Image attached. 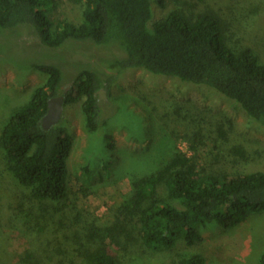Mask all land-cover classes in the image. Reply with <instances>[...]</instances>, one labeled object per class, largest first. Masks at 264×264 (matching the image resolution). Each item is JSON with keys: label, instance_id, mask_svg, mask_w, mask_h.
<instances>
[{"label": "trees", "instance_id": "16d2710c", "mask_svg": "<svg viewBox=\"0 0 264 264\" xmlns=\"http://www.w3.org/2000/svg\"><path fill=\"white\" fill-rule=\"evenodd\" d=\"M73 1L80 11L79 21L55 23L50 17L54 0H0V38L7 45L6 52L0 54V64L22 65L24 76L36 70L47 77L31 100L7 118L0 136L7 172L32 203L67 207L69 199L67 179L74 137L63 122L50 131L43 128L49 100L65 95L66 109L81 104L87 128L96 133L107 124L99 92L108 89L116 76L108 81L96 70L76 64L71 65L78 71H67L64 64L68 65L69 59L58 64L37 59L26 66L16 63L9 36L18 28L32 29L49 49L60 50L74 41L68 46L74 53L83 55L82 47L87 44L109 52L112 57L107 61L116 75L141 70L154 79L210 90L237 107L249 127L264 130L263 31L258 25L254 31L236 30L233 15L227 16L229 10H224L222 0L181 3L158 21L154 20L155 0ZM250 1L262 6L257 10L264 13V0H236V4L243 7ZM159 4L166 8V1L159 0ZM67 72H72V89L65 94L62 88L68 85L64 78ZM188 105L179 107L175 114L184 122L193 157L177 151L160 169L133 181L130 199L117 209L107 232L102 231L99 238L93 227H83L82 236L72 246L79 245L72 254L76 260L56 264L69 260L70 264H120V254L107 246L124 251L126 243L136 241V235L143 254L155 257L172 251L181 239L189 247L200 243L201 227L207 221L231 230L251 214L264 212V170L251 168L260 154L253 158L235 141L237 128L231 120L207 116L198 106ZM107 139L108 149L113 151V135ZM202 147L210 150L207 167L199 166ZM110 166L111 162L106 168ZM28 233L36 234L31 228ZM15 237L18 244H26L25 236ZM55 237H44L36 255L33 250L20 254V263L39 264L35 261L38 254H55L54 242L59 235ZM97 239L105 240L106 247L96 246L92 240ZM176 264H205V258L194 256ZM260 264H264V254Z\"/></svg>", "mask_w": 264, "mask_h": 264}, {"label": "rangeland", "instance_id": "374dc122", "mask_svg": "<svg viewBox=\"0 0 264 264\" xmlns=\"http://www.w3.org/2000/svg\"><path fill=\"white\" fill-rule=\"evenodd\" d=\"M164 1L166 8L155 0V21L191 0ZM54 2L55 8L50 17L55 23L79 21L80 11L73 0ZM221 4H224V10L228 8L227 16L232 18V13L236 23L234 28L239 32L245 28L254 31L255 25H258L263 31L260 41L264 43V13L260 11L259 14L257 10L262 6L250 1L240 7L236 0H222ZM14 31L9 39L14 45L10 52L17 59L16 63L23 62L26 66L28 61L37 59L58 64L69 59L71 62L64 64L67 71L74 73L77 69L71 64H76L81 69L96 70L108 81L110 77H116L108 89L100 91L99 103L107 124L98 132L93 133L87 128L81 104L65 109L62 122L74 137L75 144L69 161L67 207L49 208L27 199L24 189L7 172L0 149V264H22L20 254L33 250L31 253L36 255L44 237L57 239L55 236L58 235L59 240L54 242L56 253L38 254L35 261L39 264H56L69 258L75 261L72 254L79 245L72 246L76 244V238L82 236V228L89 230L93 227L99 238L102 237V231L106 233L107 228L114 224L117 209L130 199L133 181L160 169L177 151L193 157L184 122L175 114L182 105L186 107L192 103L207 116L231 120L237 128L235 141L244 145L253 158L260 154L251 168L264 170V130L249 127L237 107L210 90L172 80L154 79L141 70L116 75L107 61L112 55L93 45H83L82 55L80 51L74 53L68 48L74 41L60 50H54L44 47L32 29L18 28ZM2 41L0 38V54L7 50ZM261 57L264 62V45H261ZM20 68L23 66L18 67L15 63L0 64V136L7 118L28 103L47 79L46 75L36 70L24 76ZM71 77L72 72L64 74V78L68 79L66 86L72 84ZM110 135L114 137L113 151L108 149L107 138ZM198 156L199 166L210 165L209 148H200ZM110 162L108 170L106 165ZM30 228L36 233L34 237L28 233ZM201 233L202 241L195 246L189 247L181 239L172 251L155 257L143 254V247L137 244V235L135 242L125 244L127 249L124 251L110 245L107 248L120 254V264H176L194 256L204 257L205 264H260L264 254V212L251 214L244 223L231 230L223 229L215 221H207L201 227ZM16 235L25 236L24 246L18 244ZM92 242L106 247L105 240ZM70 261L67 263L70 264Z\"/></svg>", "mask_w": 264, "mask_h": 264}, {"label": "water", "instance_id": "95a60500", "mask_svg": "<svg viewBox=\"0 0 264 264\" xmlns=\"http://www.w3.org/2000/svg\"><path fill=\"white\" fill-rule=\"evenodd\" d=\"M65 94L69 93L72 85L62 88ZM104 97L103 94H101ZM66 109V96L61 95L56 98H51L48 102V112L42 120V126L46 131H50L53 127L59 125L64 119Z\"/></svg>", "mask_w": 264, "mask_h": 264}, {"label": "flooded vegetation", "instance_id": "af4514ba", "mask_svg": "<svg viewBox=\"0 0 264 264\" xmlns=\"http://www.w3.org/2000/svg\"><path fill=\"white\" fill-rule=\"evenodd\" d=\"M99 95H100V92H99Z\"/></svg>", "mask_w": 264, "mask_h": 264}]
</instances>
